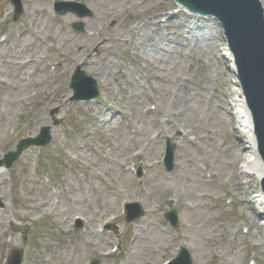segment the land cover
Instances as JSON below:
<instances>
[{
    "label": "rangeland",
    "instance_id": "rangeland-1",
    "mask_svg": "<svg viewBox=\"0 0 264 264\" xmlns=\"http://www.w3.org/2000/svg\"><path fill=\"white\" fill-rule=\"evenodd\" d=\"M20 1L22 12L16 15L12 0H0V33L10 37L0 46V79L9 76L14 83L11 55L37 58L40 51L48 55L45 65L53 67L48 74L37 73L35 83L12 99H0V158L21 139L37 137L43 126H50L53 139L47 146L29 147L12 168L0 166V264H9L20 250L22 264H88L93 259L162 264L183 244L194 264H264V221L256 196L260 183L249 177L243 179L247 186L232 181L244 162L248 133L236 124L241 96L234 89L231 53L218 22L196 14L191 25V15L176 0H155V7L153 0ZM58 1L83 4L91 14L58 13ZM152 7L163 14L160 19L164 16L154 31L159 39L155 51L164 48L172 57L154 64L158 58L148 48H125V32L112 31L106 37L119 43L112 54L119 68L107 80L89 73L82 62L100 51L95 43L80 42L85 33H94L90 20L114 8L132 28L151 22ZM80 22L82 30H75ZM196 44L206 47L201 51ZM78 66L97 82L96 99L73 100L70 83ZM33 71L27 68L26 77ZM51 72L59 76L65 97L50 105L52 92L35 94L51 83ZM149 94L155 103L145 101ZM36 115L48 121L33 132L23 131ZM168 140L175 147L170 171L162 162ZM155 161L160 163L152 165ZM124 201H140L143 215L128 222L121 214ZM172 210L178 214L176 228L165 218ZM112 215L119 217L114 220L118 233L100 232ZM78 216L84 219L81 228L75 226ZM107 251L112 255H103Z\"/></svg>",
    "mask_w": 264,
    "mask_h": 264
},
{
    "label": "bare ground",
    "instance_id": "bare-ground-1",
    "mask_svg": "<svg viewBox=\"0 0 264 264\" xmlns=\"http://www.w3.org/2000/svg\"><path fill=\"white\" fill-rule=\"evenodd\" d=\"M27 1L31 2V0H27ZM153 1L154 2L152 5H154V7L157 6L156 1L155 0H153ZM150 2L152 3V1H150ZM150 2H148V6L151 4ZM128 3L130 4V1ZM118 7H121V6H118ZM129 10H130V8H129ZM151 11L153 13L152 14V20H150L151 22H145L144 24L138 23L137 26H134L132 28H129L130 26H128L127 22L126 23L122 22V20L119 19V16H120L119 11L115 10L114 8L107 9L103 13H101L100 15L98 14L97 17H93L90 20V23H89L90 28L89 29H90V31H93L94 33L93 34H91L89 32L85 33L84 37L82 38V40H84V41H80V42H82L83 45H85V46H87L88 43H95V45H98L96 49L98 51L99 50L100 51L97 55H94V56L92 55V56H88V57L84 58L82 65H84L85 68L89 69L87 71L91 74H94L98 79L101 78V79L107 80V78H108L107 75H110L113 72L114 68H119L118 59L116 57L112 56V54H114L113 48L118 47L119 43H116V41H115L116 38L112 39L111 37H109V38L106 37L112 31H114V32H117V31L125 32V34L123 36L126 39L124 41L125 42V48L129 47V46H134V50L140 49V50H143V52H145L146 48H148L150 50L149 55L154 57L155 60H156V58H158L156 60L157 62L153 61L154 64L157 63L160 66V65H162L161 62H163V60L159 61L160 59L171 58L172 56H171V54H169L170 52L164 51L165 53H163L161 51V49L163 50L164 48H160V50H158V52L155 51V48L158 47V44H159L158 40L159 39H157L155 37L154 31L155 32L158 31L157 28H159L160 21H162L159 17H160V15H163V14H159L158 11L153 9V7L151 8ZM47 15L49 16V14H47ZM30 16H31V14H30ZM163 17L164 16H161V18H163ZM196 17L198 18V15L191 14V19H190L191 25L193 23H195L194 18H196ZM204 17L205 16H203L201 18H204ZM115 19L117 20L116 24L114 26H111L110 22L112 20H115ZM212 19H214V18H212ZM196 28H198V27L196 26L195 28H192L191 29L192 32H194ZM33 31L34 30H32V32L30 31V33L35 37L36 35L33 34ZM4 34L6 35L5 37L3 36ZM4 34L3 35L0 34V46L4 45L5 43H7L10 40V37H8L7 32H5ZM45 38L46 37H44V39ZM100 39L103 41L101 43L96 44L97 41ZM186 39H188V38H186ZM119 40H120V38H119ZM39 41L43 42V38L39 39ZM40 45H37V48L41 47ZM95 45H93V46H95ZM205 47H206V45L196 44V49H198V50L203 51V48H205ZM31 49L37 50L34 47H32ZM157 49H159V48H157ZM29 51H33V50H29ZM79 53H80L79 55H81V56L84 55V51H81ZM40 54H41L40 51H38L37 58L34 57L32 54V55H30L29 58H25V59L23 58L21 60H18V57L11 55L14 59V65L11 67L12 70L10 71V74H12V77L14 79V83L13 82L11 83V78H9V76H8V78L5 77L4 79H0V90L2 88H4V92H6V93L0 95V99L2 101H3V98L7 97V95H9L8 96L9 99H12L15 94L19 93L20 89L25 88V85L27 86V85H31L32 83H35V80L38 79V77L35 75L37 73H39L40 71L47 72V74H48V69L49 68L51 69V65H49V64H47V66L45 65V60H47L48 55L43 57L42 55L40 56ZM76 54H78L77 51H76ZM2 57H4V56H2ZM72 58H75V57L72 56ZM232 58L233 57L231 56V58H230L231 63H233ZM105 59H108L109 61L106 63H102V60L104 61ZM15 60H17V61H15ZM8 62L11 63L10 61H8ZM30 67H33L34 71L31 75L26 77V75H28V74L25 72L27 71V68H30ZM230 68L232 69V71H236L234 64L233 65L230 64ZM158 71L162 72V68L158 69ZM22 72H24V73H22ZM51 74H52V78H51L52 80L50 79V77L49 78L46 77V78H48L47 80L51 83H49L47 85H41V86L46 87V88H43L42 90L39 91V93L35 94L36 97L38 96L37 94L44 95L45 97H47L46 92H52L53 94H52V99L50 101V105L55 101H59V102L61 101V103H62L63 99L65 97L63 88L60 84L61 80H60L59 76L56 77L57 73H55V72H53V73L51 72ZM23 75H24V77H23ZM44 77H45L44 75H41V78H44ZM235 80H234V82H235ZM237 85L238 84L236 83V86L234 89L241 96V98H239V100L241 101L240 106L242 107V110L238 114V117H237L238 119H236V124H237V127L239 129L238 131L247 132L248 136L245 139L244 150H246V151H245V156H244V162H243L242 166L239 168L238 174H235L234 177L232 176V181L234 182L235 185L240 184V186H247L249 181H247V183L243 182L244 177L252 178L253 183H255V184L260 183L262 181L263 176H264V162H263V159H262V157L259 153V150H258V143H257V139H256V136L254 133V124H253V119H252L251 113H250V111H249V109L245 103L243 96H242L243 94H242L241 88ZM138 86H139V84H138ZM162 87H163V85H162ZM160 89H162V88H160ZM135 93L137 94L136 91H135ZM145 97H146L145 101H151V102H154L153 99L156 98L155 96L152 97L151 94H149ZM134 98L138 101H142V98H140L139 96L137 97V95H135ZM148 110L150 112H153L150 109H148ZM47 121H48L47 118H39L36 115L32 118V120L29 122V124H27L23 128V131L33 132L36 125H40V123H46ZM146 121H148V120H146ZM169 121H170V118L168 119V122ZM156 124L158 126H160V124H158V123H156ZM0 133H1V129H0ZM141 137H142L141 134L139 135V137H137L138 142H140ZM184 140L189 141L190 139H188L187 137H184ZM148 145H149V147H152L151 146L152 142H149ZM154 165H157V163H154ZM0 179L4 180V175L2 173H0ZM247 188L248 187H243L245 192L248 191ZM256 196L258 197V201L260 203V211L259 212H260V215L261 214L263 215L262 219L264 221V194L261 191V189H259V191L256 193ZM183 245L186 246L185 244H183ZM180 264H184V262H181Z\"/></svg>",
    "mask_w": 264,
    "mask_h": 264
},
{
    "label": "water",
    "instance_id": "water-1",
    "mask_svg": "<svg viewBox=\"0 0 264 264\" xmlns=\"http://www.w3.org/2000/svg\"><path fill=\"white\" fill-rule=\"evenodd\" d=\"M14 2L16 15H19L22 12L21 2L20 0H14ZM177 2L194 13L207 15L206 17H210L211 20L213 17L218 22V27L223 30L233 57L237 79L253 118L258 150L264 162V9L260 0H177ZM65 5H70L71 8H64ZM76 8H82L84 11L81 12ZM56 9L61 14L70 10L80 17L91 14L87 7L77 2L60 1L56 4ZM75 28L82 30L83 24L80 22L75 25ZM71 86L75 90L73 100L90 99L99 94L97 82L80 68L75 72ZM84 88L87 90H83ZM50 141V129L43 127L39 137L22 140L17 152H10L7 155L6 162L11 166L24 148L31 144L46 145ZM170 152H172L171 149ZM261 186L264 193V176ZM138 209L136 213L130 211L129 221L141 215L139 205ZM167 218L174 226H177L178 219L175 211L169 213ZM115 230L117 231L116 228ZM21 261L22 253L17 252L13 258V264H21ZM97 262L95 261L94 264ZM181 262L191 264L187 250H183V253L170 264Z\"/></svg>",
    "mask_w": 264,
    "mask_h": 264
}]
</instances>
